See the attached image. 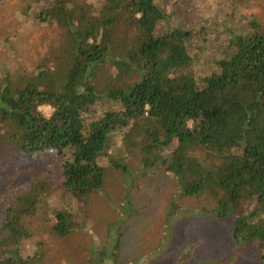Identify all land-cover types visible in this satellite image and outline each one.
<instances>
[{
	"label": "trees",
	"instance_id": "obj_1",
	"mask_svg": "<svg viewBox=\"0 0 264 264\" xmlns=\"http://www.w3.org/2000/svg\"><path fill=\"white\" fill-rule=\"evenodd\" d=\"M240 1L40 0L56 34L44 70L0 84V160L52 152L61 180L38 178L8 201L2 226L15 244L21 215L46 204L54 232L80 225L135 150L146 167L173 172L183 193L208 184L214 216H235L232 240L264 261V23ZM10 250L0 264H30Z\"/></svg>",
	"mask_w": 264,
	"mask_h": 264
},
{
	"label": "rangeland",
	"instance_id": "obj_2",
	"mask_svg": "<svg viewBox=\"0 0 264 264\" xmlns=\"http://www.w3.org/2000/svg\"><path fill=\"white\" fill-rule=\"evenodd\" d=\"M43 6L40 0H0V84L23 83L47 67L41 58L50 50L56 23L40 18ZM239 6L264 23V0H241ZM39 108L47 116L53 111L48 103ZM189 152L207 165L216 163L198 148ZM15 155L0 160V250L32 256L30 264H264L255 246L232 240L235 216H214L216 196L208 184L183 193L173 172L146 167L135 150L124 157L126 171H112L86 203L80 225L66 235L54 232L46 204L32 216L21 215L25 232L15 244L2 226L8 201L38 178L61 180L57 154Z\"/></svg>",
	"mask_w": 264,
	"mask_h": 264
}]
</instances>
